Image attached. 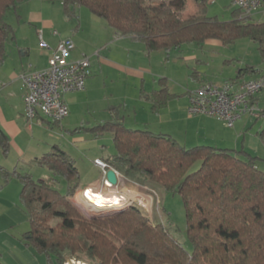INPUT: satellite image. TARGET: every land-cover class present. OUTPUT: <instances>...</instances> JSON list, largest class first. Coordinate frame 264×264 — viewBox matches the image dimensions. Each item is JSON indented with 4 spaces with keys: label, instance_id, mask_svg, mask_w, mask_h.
<instances>
[{
    "label": "trees",
    "instance_id": "16d2710c",
    "mask_svg": "<svg viewBox=\"0 0 264 264\" xmlns=\"http://www.w3.org/2000/svg\"><path fill=\"white\" fill-rule=\"evenodd\" d=\"M22 1L0 0V61L13 32L5 14ZM46 1L60 2L66 17L85 7L116 35L145 43L147 53L161 49L169 54L192 43L227 45L247 38L257 44L264 60V21L236 7L230 19L219 20L207 13L209 0ZM259 72L246 65L228 80L255 78ZM245 73L248 78L238 79ZM165 80L160 77V88L151 92L154 108L174 96ZM260 91L250 98L254 105ZM89 130L96 136L111 132L115 152L100 159L124 178L180 195L191 250L184 249L162 222L143 217L136 202L108 215L86 217L71 201L79 184L75 162L53 145L35 158L51 171L49 178L36 180L29 172L1 170L4 179H19V201L30 225L22 239L44 254L48 264L82 257L87 264H264V169L256 164L260 158L214 145L185 147L170 134L127 127L120 116ZM257 133L264 144V126ZM7 147L8 138L0 131V150L6 152ZM59 178L65 180V192L56 187Z\"/></svg>",
    "mask_w": 264,
    "mask_h": 264
},
{
    "label": "rangeland",
    "instance_id": "374dc122",
    "mask_svg": "<svg viewBox=\"0 0 264 264\" xmlns=\"http://www.w3.org/2000/svg\"><path fill=\"white\" fill-rule=\"evenodd\" d=\"M26 8L25 2L19 3L15 9H10L6 12L4 20L11 24L15 30L17 24L14 15H17L18 9H20V13L23 14ZM234 9L230 0H209L207 4V13L209 15H215L219 20L230 19ZM55 10H57L60 17L63 16V11L61 9L55 8ZM254 16L258 19H263L264 17V15L259 14H254ZM100 20L90 21L83 17L81 20L82 30L87 34H94L97 39L102 40L103 29L107 27V25L103 19L100 18ZM102 23L106 26L104 27ZM113 40L114 38L110 41ZM118 45H120V43ZM133 45L134 47L130 54H127L125 51L123 52L118 46V55L109 54L108 56H111L113 60L127 67L146 68L149 72L138 69L142 71L139 76L136 72L133 73L119 69L112 70L110 67L101 65L100 72L94 75L95 85H97V95L101 96V100L98 106H95L97 110H95L94 113L89 112L86 106H82L79 118H77V114H72L71 120L75 118L77 126L80 125L79 123L82 121L84 124L88 121L90 122V120L93 119L92 117L100 120L112 118L114 115L120 114L124 116L125 126L137 127L134 126V121L152 118L150 114H148L145 100L137 97L138 90L142 89L143 91H148L153 85L156 87L159 77L166 78L165 82L167 88H169V91L174 94L178 100L187 101L186 91L195 87L198 82L197 78L199 80L211 82L223 81L233 77L238 68L246 65H252L259 69V74L253 77L264 75V60L258 53L257 44L247 38L237 39L233 43L227 45H222L218 41H206L200 45L192 43L184 45L180 51L172 50L169 54H166L161 49L147 54L145 52V43L134 42ZM94 60L96 59L92 61ZM97 64L99 69L100 64L98 61ZM193 71H197L196 77H192L191 72ZM106 73H108V76H106ZM246 75L247 73L244 74V76ZM258 96L257 107L264 109V88L259 92ZM105 107L110 108L109 110H104L103 108ZM85 112L89 113L86 115ZM189 115H191L190 118H181L179 121L181 132L176 135L178 139L176 140L181 145L185 147L215 145L216 147L232 148L239 152L244 150L260 158V160L256 161V164L260 169H264V144L256 134L257 127L262 121V116L254 117V114H247L252 115L250 123H254L252 126L248 125L250 127L246 131L242 130V128L238 129L237 124L233 128L227 127L221 120L206 114L195 113ZM63 119L53 122L52 119L48 118L47 120L49 122L34 123L32 144L28 148L26 155L22 158H18L10 149L6 152L0 151V166L2 165L6 168L11 166L12 168L15 163H18L20 171L29 172L33 179L37 180L43 176L49 178L52 176V173L48 167L46 165L30 164L29 156L33 151L37 150L38 152L34 155L39 157L42 155L44 149L48 151L52 144H55L67 151L75 160L79 176L80 173L86 170L85 167H87V165L89 167V164H94L92 159L95 156L106 157L115 152L111 132L109 130L103 131L102 134L97 137L96 135L93 137L90 132L84 129L80 132H72L69 134L64 132L61 128L63 121H65ZM185 129H189L190 132L185 134ZM206 129H212V133H214L217 138H212L210 134L206 132ZM207 137H209L212 142H209ZM73 138L83 140V142L80 143V147L83 146V149L77 147L78 145L73 143ZM89 140H93L95 143L92 141L89 142ZM43 145L46 148L41 150ZM5 153H7V155H3ZM56 187L61 192H65V180L59 178L56 182ZM146 188L148 190L143 189L145 190L144 192L153 198V203L151 204L152 210H149V204L147 205L146 199L140 198L142 201L140 203L133 200L134 197L130 200L128 198L130 194L128 191H125L127 197L124 194H121V196L119 195L121 204L113 209H104L103 207L101 210H94V208L88 205L81 204L76 198L71 197V201L88 218L108 215L128 206L134 201L139 205L143 217L147 218L152 223L162 222L176 241L184 249L190 251L191 244L187 238L185 213L180 195L178 193L164 191L158 187L155 188L151 185L146 186ZM0 212H2L1 209ZM12 225L7 223L4 213L0 214V239L5 237L12 238V236H20V238H22L23 232L30 227L29 223L20 227ZM65 264H87V261L84 257H82V260L68 258Z\"/></svg>",
    "mask_w": 264,
    "mask_h": 264
},
{
    "label": "crops",
    "instance_id": "0c3cea01",
    "mask_svg": "<svg viewBox=\"0 0 264 264\" xmlns=\"http://www.w3.org/2000/svg\"><path fill=\"white\" fill-rule=\"evenodd\" d=\"M22 2H25L27 8L26 10H24L23 14H21L20 9H18L17 15H14L17 28L14 30V28L12 27V36L7 38L4 43V58L0 61V131L3 132L8 138L7 151H9V149L12 150L18 158H22L23 156H25L28 152V148L32 144V130L34 123H42L44 121L49 122L47 120L48 118L41 115H37L33 121H28L26 119L24 115L23 103L24 87L19 76L25 72L45 68L47 66L48 57L51 51L63 38H70L74 43V47L70 51V54L68 56L69 59H79L82 56L88 57L89 74L85 79L84 89L79 91H69L63 95V99L69 108V114L66 116V119L64 117L63 120L65 121H63L61 128L64 130V132L69 134H71L72 132L77 133L84 129L90 132L93 137H95L93 132L89 130V127L110 120L113 117L117 116H120L122 121L124 122V116L120 114L114 115L112 118L100 120H98V118L92 117L93 119L90 120V122L88 121L84 124L82 121L78 126L75 118L73 120L71 119L72 114L74 113L77 114V118H79V113L82 109V106H86L87 110L92 113L97 110L95 109V106H98V103L101 100V96L97 95V85H95L94 75L97 72H100L101 65L110 67V69L112 70L119 69L133 73L136 72L139 76L142 73V71L139 70L148 71V69H142L141 67H127L119 63L118 61L113 60L111 56H108L109 54L115 56L118 55V46L122 49L123 52L125 51L127 54H130L132 48L134 47L133 43H142V41L135 40L130 36L116 35L109 27H105L106 25L103 24L104 22L102 23L105 27L103 29L102 40L97 39L94 34L85 33L84 30H82V18L84 17L86 20L90 21H94L97 19L100 20V18L88 11L83 6H79L76 9L77 16L66 17L63 12V16H61L63 18H61L57 10H55L56 8L63 11L60 2H49L46 0H24ZM255 14L264 15V12ZM252 15L254 19H258L255 18L254 14ZM258 20L264 21V17L263 19L261 18ZM112 38H114V40L110 41L112 40ZM41 40L48 44L51 49H46L41 44ZM119 43L120 45H118ZM93 59L96 60L92 61ZM97 61L100 64L99 69ZM106 76H108V73H106ZM246 77H248V73L246 76L243 75L238 79H245ZM197 80L198 82L196 83L195 87L204 82L220 84L228 79L219 82L203 81L199 80L198 78ZM156 84H158L156 85V87L155 85H153V87H151V89L148 91H143L142 89L138 90L137 95L139 99L145 100L147 104L148 114H150L152 118L136 122L134 121V126L137 127L130 128H146L153 132L170 134L175 139H177L176 135L180 134L181 132L179 121L181 120V118H190L191 116L187 112L188 91L192 90L195 87H192L191 89H188V91H186L187 101L178 100L174 95L170 99H168L165 105H163L162 107L154 108L153 101L151 99V92L156 91L160 88L158 80ZM258 94H256V101L254 102L256 108L258 109V112L256 113V115L254 114V117L262 116V121L257 127V135V132L264 126V109H260L257 107V101L259 99ZM109 108L110 107H105L103 109L109 110ZM89 112H85V114L87 115ZM251 116L252 115L247 114L242 115L234 122L233 126L230 128H233L237 124L238 129L242 128V130L247 131L250 127L248 125L252 126V124L254 123H250ZM212 131V129H206V132L210 134L212 138H217L214 133H212ZM189 132V129L184 130L185 134ZM207 140L209 142H212L210 141L209 137H207ZM72 141L74 144L78 145H76L77 147H80V143L83 142V140L74 138L72 139ZM91 141L95 143V141L89 140V142ZM53 145L55 144H52V146ZM44 148L46 147L43 145L41 147V150H43ZM80 148L83 149V146ZM36 152L38 151H33L29 156L30 164H37L35 158L38 156L34 155L36 154ZM45 152H47L46 149L43 150L42 154ZM65 152L70 156L67 151ZM3 155H7V153ZM95 158L102 157L95 156L92 160H94ZM89 165V167L88 165L87 167H85L86 170L83 171L84 174L80 173L79 184L76 187L73 195L71 196L72 198H76V200L81 204L87 205L89 204L90 200L86 199L82 194L85 188H89L90 190L96 191L101 194L113 193L114 200L116 199V194L120 196L121 194H124L127 197L125 191H128V193H130L128 195V198L130 200H132L131 198L134 197L133 200L140 203L142 202L140 198L146 199L147 205L149 204V210H152L151 204L153 203V198H151L147 195L146 192H144L145 190L143 189L148 190L146 186L140 185L138 183H135L134 181L124 178L122 174L117 171L116 174L118 176V182L116 183V185L108 186L104 182L106 179L103 176L102 171L93 163ZM8 168L1 165L0 171L4 170L11 172L13 169L20 170L18 163H15L12 168L11 166ZM42 178L46 179L48 177L43 176L38 179ZM20 189L21 183L17 177L12 176L8 179H4L0 172V209L2 210L0 214L4 213V217L6 218L7 223L10 225L13 224L12 226L17 227L25 226L26 223H29L28 217L25 214L24 210L21 208V204L19 201ZM111 204L112 205L110 206L114 207L115 203ZM0 261L4 264H48L47 257L42 253L36 252L29 244H26L25 240L20 238V236H12V238L5 237L3 239H0Z\"/></svg>",
    "mask_w": 264,
    "mask_h": 264
},
{
    "label": "built area",
    "instance_id": "2783aa9c",
    "mask_svg": "<svg viewBox=\"0 0 264 264\" xmlns=\"http://www.w3.org/2000/svg\"><path fill=\"white\" fill-rule=\"evenodd\" d=\"M230 1L245 15L264 12V0ZM41 44L46 49H51L42 40ZM73 47L74 43L70 38L61 39L51 51L45 68L19 76L24 87V115L28 121H32L37 115L60 121L69 114L63 95L69 91L84 89L85 79L89 74L88 57L73 60L68 58ZM263 88L264 76L240 81L226 80L220 84L202 83L188 91L187 110L189 114L215 117L231 127L244 114L256 115L257 108L250 98ZM93 162L105 177L109 166L100 158H95ZM104 182L111 186L107 180ZM88 190L90 189H84Z\"/></svg>",
    "mask_w": 264,
    "mask_h": 264
},
{
    "label": "bare ground",
    "instance_id": "6f19581e",
    "mask_svg": "<svg viewBox=\"0 0 264 264\" xmlns=\"http://www.w3.org/2000/svg\"><path fill=\"white\" fill-rule=\"evenodd\" d=\"M82 194L86 199L90 200L91 204L93 203L95 206L110 207V205H112L111 203H116L114 207H117L119 204H121V201H120L121 198L117 194L115 195V198H116L115 200H114L113 193L112 194H101L93 190H88V191L82 192Z\"/></svg>",
    "mask_w": 264,
    "mask_h": 264
},
{
    "label": "water",
    "instance_id": "95a60500",
    "mask_svg": "<svg viewBox=\"0 0 264 264\" xmlns=\"http://www.w3.org/2000/svg\"><path fill=\"white\" fill-rule=\"evenodd\" d=\"M105 178H106V180L108 181V183L110 184V185H116V183L118 182V176H117V174H116V171L113 169V168H111V167H109V168H107V170H106V172H105ZM88 206H90L91 208H94V210L96 209V210H101V209H103V207H99V206H95V205H93V204H91V203H89V204H87ZM109 209V208H114V207H104V209Z\"/></svg>",
    "mask_w": 264,
    "mask_h": 264
}]
</instances>
